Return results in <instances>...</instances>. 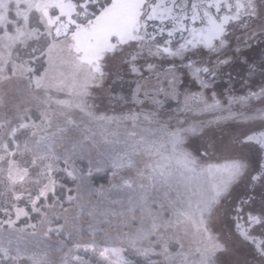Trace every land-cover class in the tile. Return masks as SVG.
<instances>
[{"label": "snow or ice", "instance_id": "snow-or-ice-1", "mask_svg": "<svg viewBox=\"0 0 264 264\" xmlns=\"http://www.w3.org/2000/svg\"><path fill=\"white\" fill-rule=\"evenodd\" d=\"M0 264H264V0H0Z\"/></svg>", "mask_w": 264, "mask_h": 264}, {"label": "rangeland", "instance_id": "rangeland-1", "mask_svg": "<svg viewBox=\"0 0 264 264\" xmlns=\"http://www.w3.org/2000/svg\"><path fill=\"white\" fill-rule=\"evenodd\" d=\"M253 54H254V53H253ZM238 87H239V86H238ZM206 118L210 119L211 117L209 116V117H206ZM225 127H227V128L225 129L226 132L223 133L222 135L225 136V137H227V136H229V135L231 134L232 130H231V128L228 127V126H224L223 129H224ZM223 129H222V130H223ZM101 150H102V149H101ZM78 163H80V162H78ZM81 166H83V167L86 168V167H87L86 162H83V163L81 164ZM102 175H103V173L94 174L93 179H95L97 182H99V177L102 176ZM85 187L87 188V185H86ZM113 198H115V197H113ZM90 199H91L92 201H96V200L98 199V197H97L96 194H93V195L90 197ZM65 206L68 207V205H65ZM106 206H107L106 202H105L104 204L101 205V207H106ZM115 207H119V206H115ZM79 211H80V210H79L77 207L72 206L71 211H70V213H69V218L71 219L72 217H74ZM80 218H81V219H88L87 215H81ZM37 240H39V241L41 242V244L44 243L42 237H37V238H35V239L30 238V237L27 238V240H26L25 243L27 244L29 250H32V246H33V244H34ZM37 250H38V251H41V250H43V249L41 248V249H37ZM173 250H174V249H173ZM51 254H52V255H58V254L55 253L54 251H53Z\"/></svg>", "mask_w": 264, "mask_h": 264}, {"label": "flooded vegetation", "instance_id": "flooded-vegetation-1", "mask_svg": "<svg viewBox=\"0 0 264 264\" xmlns=\"http://www.w3.org/2000/svg\"><path fill=\"white\" fill-rule=\"evenodd\" d=\"M253 55H255V53L253 54ZM239 85H237V87H238ZM227 127H225L223 130H222V133H221V130H217V135L219 136V135H221V134H223V133H225L226 132V129ZM231 128V127H230ZM231 130H232V128H231Z\"/></svg>", "mask_w": 264, "mask_h": 264}]
</instances>
